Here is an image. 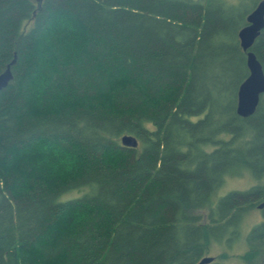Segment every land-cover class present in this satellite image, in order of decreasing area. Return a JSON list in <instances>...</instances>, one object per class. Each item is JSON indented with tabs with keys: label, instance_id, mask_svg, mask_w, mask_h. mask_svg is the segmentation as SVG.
<instances>
[{
	"label": "trees",
	"instance_id": "trees-1",
	"mask_svg": "<svg viewBox=\"0 0 264 264\" xmlns=\"http://www.w3.org/2000/svg\"><path fill=\"white\" fill-rule=\"evenodd\" d=\"M258 1L0 0V264H196L264 200L212 202L264 180V93L236 113ZM250 50L264 71V28Z\"/></svg>",
	"mask_w": 264,
	"mask_h": 264
},
{
	"label": "water",
	"instance_id": "water-1",
	"mask_svg": "<svg viewBox=\"0 0 264 264\" xmlns=\"http://www.w3.org/2000/svg\"><path fill=\"white\" fill-rule=\"evenodd\" d=\"M264 28V0L258 1L246 15V24L238 31L240 46L246 51L247 77L240 83L237 91L236 113L241 117L252 115L259 103L260 96L264 93V71L260 61L250 50L256 37ZM0 72V91L3 90L12 78L11 64ZM122 146L135 148L138 140L131 134H123L120 137ZM262 203L259 207H262ZM214 257L205 255L196 264H209Z\"/></svg>",
	"mask_w": 264,
	"mask_h": 264
},
{
	"label": "rangeland",
	"instance_id": "rangeland-1",
	"mask_svg": "<svg viewBox=\"0 0 264 264\" xmlns=\"http://www.w3.org/2000/svg\"><path fill=\"white\" fill-rule=\"evenodd\" d=\"M231 105V103H229ZM264 184V180L253 179L246 171L237 176H225L223 182L212 194V202L217 201L232 190L244 191L253 186ZM262 200L257 201L258 203ZM264 221V217L257 207L247 209L235 221L238 227L237 234L230 241L213 242L205 255L214 257V262L219 264H264V250L251 257H247L246 237L250 230L257 224Z\"/></svg>",
	"mask_w": 264,
	"mask_h": 264
},
{
	"label": "flooded vegetation",
	"instance_id": "flooded-vegetation-1",
	"mask_svg": "<svg viewBox=\"0 0 264 264\" xmlns=\"http://www.w3.org/2000/svg\"><path fill=\"white\" fill-rule=\"evenodd\" d=\"M263 204L262 207H259L260 204ZM254 207H257L259 210H260V213L262 214V216L264 217V200H262L261 202H256L255 206ZM233 221H236V220H233ZM261 223H264V221H262ZM260 224V223H259ZM236 227V223L234 222L232 226H230L228 229H226L225 233H224V236L223 238H221L220 241H223L224 239H226V241H230L231 239L234 238V236L237 234V228L235 229ZM213 262H214V259H213ZM211 263V262H210ZM209 263V264H210Z\"/></svg>",
	"mask_w": 264,
	"mask_h": 264
}]
</instances>
